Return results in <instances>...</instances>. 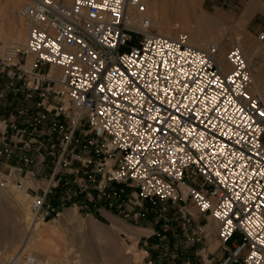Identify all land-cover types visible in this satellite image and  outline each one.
Segmentation results:
<instances>
[{
    "label": "built area",
    "instance_id": "2783aa9c",
    "mask_svg": "<svg viewBox=\"0 0 264 264\" xmlns=\"http://www.w3.org/2000/svg\"><path fill=\"white\" fill-rule=\"evenodd\" d=\"M145 12L141 0H26L19 12L26 42L0 54L7 79L0 99L37 95L40 110L29 126L51 118L49 134L60 135L53 184L77 151L79 164L68 173L104 171L98 195L109 208L112 185L134 189L163 220L167 207H177L185 230L180 206L188 201L215 224L220 244L240 239L223 264H264V97L252 91L251 66L232 46L225 72L218 45L197 49L185 34L156 35ZM75 132L85 138L78 150L70 148ZM43 193L30 197L32 220L41 215ZM205 234L197 224L186 242Z\"/></svg>",
    "mask_w": 264,
    "mask_h": 264
},
{
    "label": "rangeland",
    "instance_id": "374dc122",
    "mask_svg": "<svg viewBox=\"0 0 264 264\" xmlns=\"http://www.w3.org/2000/svg\"><path fill=\"white\" fill-rule=\"evenodd\" d=\"M21 2L20 8L26 0ZM182 2L187 3L188 0H173V3L167 0V4L174 6ZM254 2L261 8L244 20L245 11ZM200 12L220 21L225 31L232 32L238 41L245 42L252 37L249 40L255 42L264 34V0H201L198 13ZM189 21L190 27L195 28V18L190 17ZM22 22L26 25L24 20ZM152 30L157 33L155 29ZM27 31L26 27L24 43ZM179 34H185L184 29L176 30L174 38ZM227 37L229 35L220 43L224 55L233 46ZM261 41L264 45V38ZM209 44L212 42L207 41L202 48ZM7 46L10 45L0 43V54ZM259 51L261 53L257 52L256 59L264 65V49ZM229 69L228 67L225 71ZM5 83L7 79L0 76V89ZM255 92L256 90L253 91ZM38 100L37 95L27 96L21 92H6L4 98L0 99V150L3 152L6 149L3 156H13V166L16 168L2 170L1 163H5V159L0 157V183H5V187H0V193L5 194L10 183L16 185L20 181L25 188L24 192L17 189L10 191L9 197L0 201V264L9 263V258L18 250L26 228L32 221L30 197L35 193L43 195V192L47 194L39 219L47 220L55 233L48 234L40 241L43 248L32 245L21 258V264L27 262L26 255L29 253L43 264H193L191 254L197 245L201 249L197 250L195 257L192 254L196 258V264H223L228 251L232 250V245H237L240 239L233 237L226 244H220L215 238V224L209 219L199 217L196 208L188 201L180 206L181 213L185 214V230L176 221L179 216L177 207H167L163 220L159 216V207L141 200L136 190L120 185L110 187L117 194L110 198L111 202L114 201L113 207L110 210L104 209L97 205L102 199L98 195V187L104 171H97L90 166L87 174L82 171L74 177L68 173L79 164L76 157L80 155L77 151L67 156V165H62L59 175L54 178V184L50 182L61 154L58 146L60 135L49 134L47 125H50L51 118L44 126H29L35 112L40 110L37 107ZM21 110L26 112L20 114ZM11 125L14 127H10ZM72 138L70 148L74 144H77L75 150L81 148L80 143L85 138L79 132H75ZM49 152L53 155H49ZM117 157L107 161L108 169L114 167ZM88 175L94 177V183L86 180ZM59 176H65L72 182V187L65 189L59 186ZM42 183L45 185H41ZM50 184L53 185L48 190ZM13 197L19 199L15 201ZM25 213L29 217L25 218ZM197 224L205 226L206 234L204 239L193 245L186 242V235L189 231H195ZM139 228L149 229L151 232L137 236ZM129 247H132L130 253L127 252Z\"/></svg>",
    "mask_w": 264,
    "mask_h": 264
},
{
    "label": "bare ground",
    "instance_id": "6f19581e",
    "mask_svg": "<svg viewBox=\"0 0 264 264\" xmlns=\"http://www.w3.org/2000/svg\"><path fill=\"white\" fill-rule=\"evenodd\" d=\"M169 1L170 3H173V0ZM70 2L71 0H67V3ZM141 2L146 8L144 16L149 17L151 28L157 31L156 35L175 39V31L178 29H184L188 38V43L192 47L203 49L202 47L207 43V41L218 45L220 50V59L218 58V64L224 71L228 69L229 65L226 63L225 55L223 54L224 51L221 48L220 43L225 38V36L229 35V37H227L228 41L233 44V46H238L242 50L247 63L251 66V79L253 85L252 91L257 90L258 94L261 96L263 95L264 97V80H262L264 79V70L262 67L263 64L256 59L257 52H260L259 50L261 48L264 49V45L261 41L262 38L256 39V41L254 39L255 42L249 40L252 37H248L249 39L245 40V42L238 41V38L236 39L232 35V32L229 30L225 31L226 29L223 28V24L220 21L216 20L215 18L208 17L202 12L198 13L201 0H188L187 3L182 2L180 5L175 6L173 4H167V0H141ZM20 3L22 4L21 0H0V43L10 45L11 47L15 48H22L24 46V40L26 38L25 30L26 27L28 28L27 23L26 26L24 22H22L23 19L18 13ZM255 4L256 3L254 2V5H250L251 7L245 11V14L243 15L244 20L253 14V12L261 8L259 5ZM131 13L132 15H135V13ZM137 16L141 17L142 15L139 14ZM190 17L195 18V28H192L193 26L190 27ZM261 56L262 55H260V57ZM57 73L59 72L54 71V74ZM20 183L22 184L21 187H19L17 184L11 185L10 183L7 189L8 191H6L5 194L0 193V201L6 200V197H9L8 193L10 191L17 189L18 191L22 190L24 192V184L21 181ZM41 185H45V183H42ZM12 199L17 201L19 198L13 197ZM26 217H29L28 213H25V218ZM52 228L53 227L50 225V223H48L45 219L38 218L32 220L26 228L24 237L18 250L14 252L15 254L11 258H9L8 264H21V258L25 253H28V250L32 247V245H38L39 247L43 248L40 241H42L48 234L55 233L54 229ZM148 232L151 231L149 229L139 228L137 236L144 235ZM131 249L132 247H129L127 252L130 253ZM27 255L26 257L28 260L26 259L27 262L24 264H32L30 261H33V264H43L34 256L32 257L30 253Z\"/></svg>",
    "mask_w": 264,
    "mask_h": 264
},
{
    "label": "crops",
    "instance_id": "0c3cea01",
    "mask_svg": "<svg viewBox=\"0 0 264 264\" xmlns=\"http://www.w3.org/2000/svg\"><path fill=\"white\" fill-rule=\"evenodd\" d=\"M262 67H263V70H264V65H262ZM264 78V77H263ZM262 80H264V79H262ZM256 93L258 94V92H257V90H256ZM260 95V94H259ZM50 118V117H49ZM57 151H59V149L57 150ZM51 153L49 152V155H50ZM0 157H2V159L4 158L5 159V163H1L2 164V166H3V169L2 170H4L5 171V169H11V168H14V169H16L15 168V166H13V163H15L14 162V160L12 159V157L13 156H10V154L9 155H4L3 156V154L2 155H0ZM1 159V160H2ZM43 160V159H42ZM31 163H32V161H30ZM18 170H20V169H18ZM21 171V170H20ZM49 171H50V168H49ZM21 172H23V171H21ZM233 245H235V244H233ZM232 245V246H233ZM201 249V246L200 245H197V247H196V249L192 252V254L194 255V257H195V255L197 254V250H200ZM191 254V263H193V264H196V261H195V259L193 258V255ZM189 260H190V258H189Z\"/></svg>",
    "mask_w": 264,
    "mask_h": 264
},
{
    "label": "trees",
    "instance_id": "16d2710c",
    "mask_svg": "<svg viewBox=\"0 0 264 264\" xmlns=\"http://www.w3.org/2000/svg\"><path fill=\"white\" fill-rule=\"evenodd\" d=\"M58 181H59L58 185L59 186L61 185L62 188L66 189L68 186L72 187V182L68 181L65 176H59ZM97 205L102 206L104 209L110 210L107 201L103 198L101 199L100 202H97Z\"/></svg>",
    "mask_w": 264,
    "mask_h": 264
},
{
    "label": "snow or ice",
    "instance_id": "6c2138e0",
    "mask_svg": "<svg viewBox=\"0 0 264 264\" xmlns=\"http://www.w3.org/2000/svg\"><path fill=\"white\" fill-rule=\"evenodd\" d=\"M207 206V205H206Z\"/></svg>",
    "mask_w": 264,
    "mask_h": 264
}]
</instances>
